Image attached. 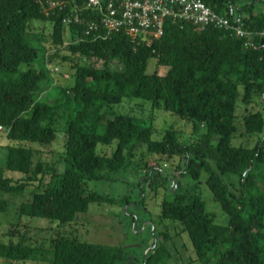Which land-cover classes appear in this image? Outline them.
I'll return each instance as SVG.
<instances>
[{"label":"trees","instance_id":"obj_1","mask_svg":"<svg viewBox=\"0 0 264 264\" xmlns=\"http://www.w3.org/2000/svg\"><path fill=\"white\" fill-rule=\"evenodd\" d=\"M203 1L231 22H242L245 29L264 28V11L255 10L264 0ZM45 6L46 0H0V125L9 128L6 143L0 145L7 149L0 166V192L24 189V183L6 177L5 170L22 174L26 183L41 180L46 171L41 163L33 165L30 144L48 145L60 129L65 135L64 170H52L44 188L33 190L19 212L67 223L87 211L91 202L110 201L88 191L87 182L115 181L131 167L135 148L145 144L159 160L180 159L172 178L162 176L160 168L148 167L139 184H167L169 198L162 199L159 215L172 221L176 233L188 234L193 260L264 264V48L246 49L242 39L218 28L197 30L191 23L171 19L165 20L163 33L149 44L113 33L97 39L86 36L64 46L79 37L87 19L94 16L82 10L83 21L66 26L62 18L71 12L72 0L49 15ZM33 20L51 23L49 39L29 30ZM38 57H43L39 65ZM46 58L52 67L58 59L74 72L71 83L52 84L42 97L43 85L52 83ZM84 58L86 63H81ZM151 58L155 69L148 72ZM98 61L103 66L94 64ZM111 62L120 67L111 68ZM239 86L243 104L250 105L254 95L260 98V109L249 110L242 118L246 134L256 136L249 147L232 143ZM124 98L148 100L153 107L205 130L189 144L182 143L173 128L154 140L152 127L143 118L114 109ZM114 140L117 146L111 155L97 153L98 144ZM225 174L236 176L237 184L227 182ZM203 175L227 215L223 224L215 221L198 190ZM7 206L8 201L0 197V212ZM7 235L18 240L0 242V258L8 260L0 264H168L171 258L166 246L171 235L155 227L139 256L132 247L81 241L60 233L50 240L49 248L27 244V235L16 227Z\"/></svg>","mask_w":264,"mask_h":264},{"label":"rangeland","instance_id":"obj_2","mask_svg":"<svg viewBox=\"0 0 264 264\" xmlns=\"http://www.w3.org/2000/svg\"><path fill=\"white\" fill-rule=\"evenodd\" d=\"M255 10L264 11V3L257 4ZM51 23L48 21L33 20L30 22L29 30L34 33H42L45 39H49L51 33ZM43 57H38L35 63L39 65ZM57 69L52 71V83L43 85L41 96L46 95V90L52 84L67 85L71 83L73 70L69 64H59ZM81 63H86L82 59ZM49 63L48 59H45ZM96 66H103L101 61L94 63ZM155 59L148 62L147 71L155 69ZM111 68L120 67L117 62L109 64ZM239 103L237 108V132L232 139L234 145L252 146L256 141V136L247 135L243 126V115L249 110L260 109V98L257 95L252 97V103L245 105L241 102L242 87L239 86ZM46 91V92H45ZM117 112L125 113L145 120V124L152 127L151 138L159 140L166 129L173 128L177 131L179 140L189 144L196 142L205 128L202 125H195L192 121L180 118L172 112L155 108L148 100L140 98H124L120 103L114 105ZM64 140L65 135L62 130H58L55 139L48 145L30 144L34 148L33 165L41 163L46 171L41 176V180L24 182L23 175L18 172L5 170L4 175L15 180L19 179L24 183L22 192L3 193L0 197L8 201L7 209L0 212V242L17 241V236L7 235V232L16 227L18 231L27 235L26 243L32 246L49 248L50 240L58 233L75 237L81 241L94 243H104L132 247L135 255H140L147 241L152 238L151 230L167 231L171 238L167 241L171 258L168 264H200L194 259L193 248L186 232L176 233L177 228L171 220L160 217V203L163 198H169V193L163 184L155 186L139 184L140 178L144 175V168H160L161 175L172 178V172L176 165L180 163L178 157L167 160H159V156L147 151L146 145L142 144L135 148L132 155L131 167L127 171L120 172L115 181H88V191H97L102 196L108 198L109 202H91L87 211L78 212L75 218L67 223L60 224L57 221L40 217H29L21 215L19 206L22 202L30 201L33 190H42L50 178L52 170L62 173L64 170ZM5 140H3L4 142ZM6 143V141H5ZM117 141L110 144H98L96 151L99 154L111 155L116 149ZM7 149L0 147V166L5 163ZM204 175L199 183V192L205 201L207 210L215 217V221L223 224L227 215L222 211L219 203L213 199L211 191L208 189ZM223 178L232 185H236L238 178L231 174L223 175ZM129 201L130 205L125 203ZM150 244V242H149ZM7 259L0 258V262H7ZM21 264H48L45 261H25Z\"/></svg>","mask_w":264,"mask_h":264},{"label":"built area","instance_id":"obj_3","mask_svg":"<svg viewBox=\"0 0 264 264\" xmlns=\"http://www.w3.org/2000/svg\"><path fill=\"white\" fill-rule=\"evenodd\" d=\"M66 1L46 0L45 15H49L56 7H64ZM76 1L72 0L74 6L71 12L62 18L64 25L81 23L82 10H89L94 17L87 19L86 27L79 37L64 42V46L78 43L86 36L93 35V39H97L113 33H123L133 41L149 44L163 33L165 20L171 19L191 23L197 30L209 26L218 28L242 39L246 49L264 48V28L260 31L245 29L242 22H231L203 0H83L81 4ZM46 65L51 72L57 69L49 63ZM8 131V127L0 125V145Z\"/></svg>","mask_w":264,"mask_h":264}]
</instances>
